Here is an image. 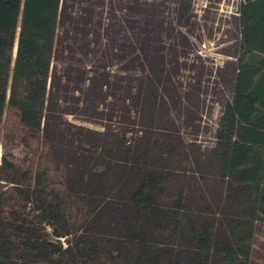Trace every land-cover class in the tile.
Here are the masks:
<instances>
[{"label": "trees", "instance_id": "16d2710c", "mask_svg": "<svg viewBox=\"0 0 264 264\" xmlns=\"http://www.w3.org/2000/svg\"><path fill=\"white\" fill-rule=\"evenodd\" d=\"M118 4L0 0V264H264V0L240 4L233 96L190 173L152 126L175 98L165 6Z\"/></svg>", "mask_w": 264, "mask_h": 264}, {"label": "rangeland", "instance_id": "374dc122", "mask_svg": "<svg viewBox=\"0 0 264 264\" xmlns=\"http://www.w3.org/2000/svg\"><path fill=\"white\" fill-rule=\"evenodd\" d=\"M155 1L163 9L165 6L167 25L171 27L162 38L168 43L166 48L174 61L167 92L175 98L174 105L171 103L168 109L159 110L153 131L160 140L164 139V132L170 133L174 144L186 149V153L168 159V165L190 173L193 157L213 144L223 106L233 96L241 39L238 15L243 0H194L188 13L177 8V0ZM111 3L119 5L118 0H105V4L110 6ZM143 113L138 119L144 116L141 122H148L144 119L147 111ZM69 119L102 127L80 115L69 114ZM254 196L264 203L260 191ZM259 225V238L264 241V220Z\"/></svg>", "mask_w": 264, "mask_h": 264}, {"label": "water", "instance_id": "95a60500", "mask_svg": "<svg viewBox=\"0 0 264 264\" xmlns=\"http://www.w3.org/2000/svg\"><path fill=\"white\" fill-rule=\"evenodd\" d=\"M16 53H17V45H16V47H15L14 59H15V57H16Z\"/></svg>", "mask_w": 264, "mask_h": 264}, {"label": "bare ground", "instance_id": "6f19581e", "mask_svg": "<svg viewBox=\"0 0 264 264\" xmlns=\"http://www.w3.org/2000/svg\"><path fill=\"white\" fill-rule=\"evenodd\" d=\"M0 154H1V152H0ZM1 156V155H0Z\"/></svg>", "mask_w": 264, "mask_h": 264}]
</instances>
